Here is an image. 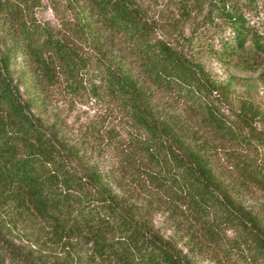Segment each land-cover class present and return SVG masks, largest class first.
Segmentation results:
<instances>
[{
    "label": "trees",
    "instance_id": "1",
    "mask_svg": "<svg viewBox=\"0 0 264 264\" xmlns=\"http://www.w3.org/2000/svg\"><path fill=\"white\" fill-rule=\"evenodd\" d=\"M39 3L0 0V264H264L261 109L205 62L264 82L253 0H179L204 10L175 41L138 0ZM53 88L122 129L69 136Z\"/></svg>",
    "mask_w": 264,
    "mask_h": 264
},
{
    "label": "rangeland",
    "instance_id": "2",
    "mask_svg": "<svg viewBox=\"0 0 264 264\" xmlns=\"http://www.w3.org/2000/svg\"><path fill=\"white\" fill-rule=\"evenodd\" d=\"M65 0H40L39 6L34 9V15L38 20L46 21L50 25L57 27L59 22V14L54 7L61 8ZM146 10L148 15L156 21L159 26V32L163 33L170 40L175 41L180 35H189L191 27L200 19V10L188 7V15L183 16L180 12L179 0H138ZM256 4L258 8L257 14L251 9L244 7V11L248 17H253L254 21L264 22V0H253L252 6ZM200 12V13H199ZM196 19V20H195ZM202 40V39H201ZM200 40V41H201ZM206 66L219 81H230L232 83L233 92L232 99L234 101L241 97H249L261 109L262 119L257 123V128L264 132V82L258 78V72L241 71L237 69H226L210 58H205ZM19 62L16 63L14 76L19 70ZM45 115L48 119H56L62 124L63 130L69 136H75L84 127L87 122L101 121L106 124L107 119H113L117 129H122L124 122H117L118 114L113 113L111 118L103 108L94 107L90 103L79 100H69L59 88H53L46 100ZM100 116L102 117L100 119ZM104 117V118H103ZM106 117H108L106 119ZM100 124V123H99ZM264 149H261V154ZM264 155V154H263ZM259 200L257 194H250L246 197V203H255ZM159 225L164 226L162 216L158 218ZM195 259L199 264H214L208 257L195 255Z\"/></svg>",
    "mask_w": 264,
    "mask_h": 264
}]
</instances>
